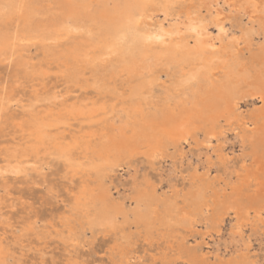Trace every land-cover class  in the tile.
<instances>
[{
  "label": "rangeland",
  "instance_id": "obj_1",
  "mask_svg": "<svg viewBox=\"0 0 264 264\" xmlns=\"http://www.w3.org/2000/svg\"><path fill=\"white\" fill-rule=\"evenodd\" d=\"M5 1L0 0V3H5ZM179 1L182 0H178V3L170 9L165 8L163 2H153L151 16L147 18L146 22L148 25L143 22V19L142 27L147 29L148 26H151L152 28H156L155 30H159L163 26L166 29L174 30L181 26L182 35L174 33L173 37L175 39L172 41V44H180L181 46L184 42L188 41L190 49L193 48L196 51L198 48L196 40L198 36L187 28L186 24L189 23V20L186 17V9L181 7L183 3ZM189 1H187V4L191 9L195 7L200 16L205 19L207 18L208 29L206 28L205 39L208 36L207 39L213 38L215 41H218L217 52H220L224 48V45L219 42L221 38L225 42L238 38L242 42H239L237 54L240 56L242 54L240 57L242 61L245 59V61L250 62L252 52L258 51L260 47L264 46V16L261 15L258 17L260 19H255L254 21L250 20L251 8L247 12L241 3L240 8L236 7L237 10L234 5H231L230 1L218 0L219 2H216V5H214L219 7L217 9L214 7L213 9H209L207 5L202 3V0ZM236 4L239 3L237 2ZM218 9L222 11V16L226 20L224 21L226 31L221 32L222 34L214 21V16L217 15ZM41 16L46 20L49 18L45 14ZM22 25L18 20L14 19L6 30H1L2 33L0 32V35L5 36H0V115L2 116L0 117V264H4L5 261H7V264H83L84 262V264H190L185 255L186 253L184 251L180 252L178 249L179 241H184L187 248L197 252L199 263L194 264H201L202 261L200 259H203V264H232V262H234L233 264H249L251 261L255 264H264V223H254L252 221L253 224L250 222L244 233V240L239 241V237L236 235L233 237L232 234L236 219L233 218L232 221L226 216V220L215 223L209 219L213 217L212 211L209 212L208 220L203 214L200 215L197 212L196 201H193V205L187 203L188 207L185 206V203L188 202L186 200L188 198L192 199L191 197L198 193V190H196L200 183L198 180L205 177L206 172H208V180L213 182V185L211 189L205 192L212 195L214 199H216L217 195H224V197H221L226 198V201L233 199V188L231 187L235 184L238 175L237 171L242 169V164L245 165L243 167V174L244 172L245 174L247 172H256L257 174L264 175L263 153L259 151L256 154L253 147V141L257 138L256 135L260 136L261 133L259 127L264 125L263 99L253 97L250 93H254V91H251L247 93V97L243 96L239 100L238 113L240 112L239 115L243 116L242 119L247 120L249 118L248 120H251L255 116L262 117L255 131H251L250 129L245 130L242 126L239 128L240 137L238 136V139L234 132L229 129V122L222 118L220 125L218 128L216 127L217 135L213 138L215 151L207 150L204 147L203 142L207 139V132L205 130H198L197 135L192 134L190 136L189 142H184L177 146L173 144L163 146L158 145V143L154 145L150 143L148 147L144 145L140 146L134 155L124 158L121 165L115 168V171L110 172L106 178V184L110 187L112 199L118 204H124L130 214L141 211L146 212L148 206L137 198L139 194L148 196V194H151L155 190L158 198L155 204L158 205L152 208L156 211L154 217L166 218L167 214L162 210V206L171 200L172 206L175 203V207H180V209L183 208L184 210L190 209L196 213V215H193V213H190V210L188 211L189 217L195 216L193 224H190L189 219L183 218V216L188 217V214L179 215L176 219L177 222L174 223L177 226L175 231L170 232L169 230L165 236L156 231L157 234L154 233L152 237L146 236L145 223L142 222V226H138L134 222L126 225L122 215L119 216V222L125 224H122L125 226V230H121V232H114L110 229L103 231V228L100 227L91 229L88 225L83 227L82 220L85 219L81 220L83 212L82 207L78 206L79 202L77 200L81 199L83 186L86 184L85 178L87 177H84L81 173L74 176L71 168L68 167L69 162L61 158L58 159L54 155L44 154V148H48V144H52L51 138L54 135L53 132L56 133L57 131V136L64 131V137L72 141L74 139L73 136H76V134H78L76 137H80L81 134L84 135L85 128H88L84 121L89 122L90 116H94L95 113L105 112L101 105H99L100 103H98L104 99L103 95L98 94L95 89L101 85V82L99 83L100 85L95 84L87 75H85L86 78L84 80L79 78L78 83L71 80L67 82L69 80L65 77L66 75L62 72L63 69L59 68L55 59L53 61L44 59L46 54L43 52L44 50L40 41L30 46L31 48L29 47L21 55L19 63L21 62L22 65L16 64L18 60L12 61L13 64L5 61L4 46L1 41L3 38L10 39L11 37L12 39L14 33L16 35L18 33L21 34L17 30L21 31ZM155 46H157L155 49L150 48V46L146 47V49L143 47L139 57L134 62L135 73H132V75L127 74L126 77H123V80L124 83H131L132 81L140 80L139 77L142 74V78L154 84L152 87L154 95L160 98V96L165 95L166 87L172 84L177 77L179 67L174 61L171 65L170 63L168 66L167 64L165 65L167 66L165 67L168 70L167 72L163 70V65L155 69V66L163 58L161 53L164 52L167 44L160 41ZM206 48L208 50V46ZM106 56L107 54H104V56H100L97 60L90 56L91 64L88 63V67L91 66L93 70L101 68L112 70L120 67L118 59L113 58L111 64H109L107 62L111 59ZM156 56L158 57L156 58ZM203 62V59H199V63L203 64ZM32 65L33 67L34 65L36 66L33 75L30 71L33 69ZM137 65H140L142 68L138 69ZM144 65L145 68H143ZM86 67L82 68L81 72ZM41 69L42 73H39V75L35 73ZM243 89L247 90V86ZM112 98L115 97L112 96L106 99ZM127 99L129 100V97ZM118 102L111 103L112 114L114 115L111 118V123L115 124L117 131H119L120 126L125 125L127 120L126 109L122 105L124 102L122 100H118ZM90 105L92 106L90 107ZM29 106H31V109ZM72 109L76 110L75 114H77V111L80 114L84 111L88 112L83 113L84 116L82 118L84 117V119L71 120L70 124L63 125L64 114L67 111H72ZM86 113L91 114L87 116ZM54 115H59L60 117L57 118L55 123L52 122V119L50 120V117L52 118ZM29 117L30 119H32L31 117L33 119L38 117L39 120L37 119L36 123L30 125V121H27L30 120ZM45 118L47 121H45ZM79 126H82L81 129ZM66 128L69 129L67 130ZM50 130L53 132L51 133ZM257 130L260 131L259 134H256ZM38 133L41 134L38 135ZM61 135L58 137L62 138ZM40 137L42 139L44 137V139L41 140ZM30 144L33 145L31 146ZM26 145L29 146L27 147ZM29 147L38 148L36 152L39 155L32 152L28 157L21 156L23 151ZM150 147L152 149H162L153 162H151L146 152L151 149ZM77 152H79L78 154L76 153L77 157H79L82 150ZM43 155H46V158ZM259 159L262 161V165L258 168L257 161ZM225 164L228 166L226 165V167ZM67 167L70 170L66 169ZM195 169H197L198 178H193ZM104 173H108L107 170ZM78 179L83 183H80ZM255 183L256 180L253 181V184ZM253 184H251L250 190H246V192L253 193L256 187ZM245 202H250V198H247ZM94 204L98 205V202ZM181 218L182 220H180ZM218 229L221 230L220 233L217 232ZM209 230L211 231V236L203 239L204 234ZM244 253L246 256H244Z\"/></svg>",
  "mask_w": 264,
  "mask_h": 264
},
{
  "label": "bare ground",
  "instance_id": "obj_2",
  "mask_svg": "<svg viewBox=\"0 0 264 264\" xmlns=\"http://www.w3.org/2000/svg\"><path fill=\"white\" fill-rule=\"evenodd\" d=\"M155 1L156 3L163 2L164 7L167 9L174 7L176 3H178V0H6L5 3H0L1 33V30H6L14 19L23 24L22 30H17V32H21V34L18 33V35H16L14 33L12 39L11 37L10 39L3 38L1 41L4 46L3 51L5 61L12 63V61L18 60V63L16 64L20 65L21 62L19 63V61L21 59L19 58L21 55H23L30 46L40 41L42 43V49L44 50L43 52L46 54L45 57L43 56L44 59L48 61H53V59H55V62L58 63L57 65H59V68L63 69V74L66 75L65 77L69 80L67 82H70L71 80L78 83L79 78H81V80L86 78L85 75L93 80L95 84L100 85L99 83L101 82V85L95 89L98 94L103 95L104 99L100 100L98 103H100L99 105H101L105 112L102 111L99 113L97 111L98 113H95L94 116H90L91 119L89 118V122L84 121L88 127L87 129L85 128V133L82 131L84 135L81 134L80 137H76L78 134L75 133L76 136H73L74 139L72 141L67 140L66 137H64V131V133L62 132L63 134L61 133L62 135L59 134L62 136L61 138L58 137L59 135L56 136V130H54L56 133L50 130L51 133H54L51 138L52 144L50 143L51 146L48 144V148L46 147L47 149L44 148V154L46 153L50 156L54 155V157L56 156L58 159L61 158L69 162L68 167L71 168L74 176L81 173L84 177H89V179L85 178L86 184L84 186L82 185L83 190L78 188L79 190H82V196L80 195L81 199L77 201L79 202L78 206L82 207L83 217L81 220L85 219L82 220L83 227L88 225L91 229L100 227L103 228V231L110 229L114 232H121V230H125V224L128 225V223L134 222V224L138 226H142L143 223H145L147 237H152L154 233L157 234L156 231H159V233L164 236L169 230L170 232L175 231L177 226L174 223L177 222V216L188 214L190 209H180V207H175V203L174 206H172L170 200V202H166L162 206V210L167 214L166 218L162 219L154 217L156 211L152 208L158 205L155 204V202L158 201V198L156 196V191L154 190L151 194H148V196L139 194L137 198L140 202L145 203L146 206L149 207L146 208V212L141 211L130 214L128 210H126L124 204H118L112 199L110 187L106 184V178L109 173L115 171V168L121 165L124 158L134 155V153L139 150L138 148L140 146L142 147L144 145L148 147L150 143L152 145L158 143V145L163 146L169 144L177 146L178 144L189 142L190 136L192 134L197 135L198 130H205L207 132V139L203 142L204 147L207 150L215 151L216 149L213 145V138L217 135L216 127L218 128L222 118L229 122V129L234 132L236 137L240 135L239 128L242 126L245 130L250 129L251 131H255L260 119H262L260 116H255L251 120H248L249 118L247 120L242 119L243 116H241V114L239 115L240 112L238 113V104L239 100L243 98V96L247 97V93L251 91H254V93H250L253 97L264 100V46L260 47L258 51L256 50L252 52V56L250 57L251 61L248 60L250 62L245 61L244 58L242 61L240 58L242 54L241 56L237 54V49H239L238 46L240 45L239 42H242L239 41L238 38H233L228 42H225V40L221 38L219 42L224 45V48L220 52H217L216 47L218 41H215L213 38L207 39L208 36L205 39L208 23V20H206L207 18L205 19L200 16L195 7L194 9H191L187 4L188 0H182L179 2L183 3L181 7L186 9V17L189 20V23L186 24L187 28L191 30L193 34L198 36L196 39L198 48L196 51H194L193 48L190 49L188 41L184 42L181 46L180 44H172V41L175 39L173 37L174 33L182 35L181 26L174 30L166 29L163 26H161L159 30H155L156 28H152L151 26H148L147 29L142 27V20L144 19L143 22L146 23L147 18L151 16L153 2ZM226 1H230L231 5H234L235 8L241 6L242 3L247 12L249 11V8H251L250 20L252 21L260 19L258 17L261 15L264 16V0ZM216 2L219 1L202 0V3L207 5L209 9H213V7L217 9L219 6H215ZM237 2L239 4H236ZM218 10V13L217 11L215 12V15L216 13L217 15L214 16V21L221 33V28L225 30L224 21L226 20L225 17L222 16V11L220 9ZM42 14L48 15L49 18L47 20L43 19L41 16ZM129 21H133V23L130 24ZM146 24L148 25V23ZM15 26L17 27V25ZM150 34L162 35L164 38L161 42L167 44L166 48L163 47L164 52L161 53L163 58L159 64L156 63L157 65L155 66V69L163 65V70L167 72L168 70L165 67H167L169 63L171 65L174 61L179 67L178 75L176 74L177 79L175 78L172 84L166 87L167 90L165 91V95L160 96V98L154 95V90H152L154 84L150 83L147 79L142 78V74L141 77H139L140 80L132 81L131 83H124L123 80V77H126L127 74L132 75V73H135L134 62L139 57L140 51L143 47L146 49V47L150 46V48L155 49L157 47L155 44L160 42L155 40L147 42L143 39V36ZM213 37L215 38V36ZM207 46L208 50L206 48ZM199 49H201V51H199ZM170 51L172 52L169 53ZM104 54H107L106 57L111 59L107 62L109 64H111L113 58L118 59V64H120V67L117 68L118 70L115 68L112 70L107 68L93 70L91 66L88 67V63L91 64L90 56L97 60V58L104 56ZM157 57L158 56H156V58ZM199 59L204 60L203 64L199 63ZM166 64L167 66H165ZM145 65L143 68H145ZM112 66L114 67L113 64ZM35 67L36 66L34 65L33 69L30 70L32 75L34 74ZM85 67L86 69L81 72V69ZM137 67L138 69L142 68L140 65H137ZM42 72L41 69L37 70L35 73L39 75V73ZM72 76L77 79H74ZM32 80L34 79L32 78ZM245 86H247V90L243 89ZM112 96L115 98L109 100L106 99ZM128 97L130 101L127 99ZM118 100L124 102L122 105L125 106L127 113L125 125L120 126L119 131L116 130L117 127L115 124L111 123V118L114 116L112 114L113 109L111 108V103L115 101L119 103ZM91 106L92 105H90V107ZM29 108L31 109V106H29ZM75 113L76 110L73 109L72 111H67L63 117V125L70 124L71 120L84 119V117L82 118V116H84L82 112L81 114L78 111L77 114ZM86 114L88 116L89 113ZM0 117L2 116L0 115ZM33 117H31L32 119L29 117L30 120H27L28 122L30 121V125L37 122L36 120L38 117H36V119H33ZM58 117L59 115H54L52 118L50 117V120L52 119V122L55 123ZM40 121L42 122L41 119ZM45 121H47V119ZM55 128L58 129L57 127ZM259 128L261 133L259 130L256 131V134L260 133V136L256 135L257 138L253 141V147L256 154L261 151L264 156V125ZM46 133L48 132L46 131ZM40 134L38 133V135ZM43 139L41 138V140ZM46 141L48 140L46 139ZM35 147L26 148L22 155H20L28 157L32 152L39 155L36 152L38 148ZM151 149L146 152L147 155H149L151 162H153L162 149ZM79 150H82V152L80 156L77 157V154L79 153L77 151ZM257 164L259 168L262 165V161L259 159ZM226 165L227 164H225V166ZM244 166V164L241 165L242 169H240V171L242 172L237 171V179L235 180V184H233L234 186L231 187L233 188L232 200L230 199V201H226V198H223L224 195L221 194L220 195L223 197L217 195L216 199H214L212 195L205 192L206 190L211 189L213 185V182L208 180V172H206L205 177L198 180L200 182L199 185L196 183L199 186L196 188L198 193L196 195L194 194L191 197L192 199L188 198L186 200L188 202L185 203V206H187V203L193 205V201H196L195 206L197 212L200 215L203 214L207 220L209 212L212 211L213 217L209 219L215 223L226 220V216L231 220L233 218L236 219L232 234L233 237H235L234 235L238 236L239 241L244 240V233L250 222L264 223V175L257 174L256 172H247L246 174L244 172L243 174ZM68 167L66 169H68ZM105 170H107L108 173H104ZM193 178H198L197 169H195ZM78 180L80 182V179ZM254 180H256L255 184H253ZM251 184L256 187L254 188L253 193H248L246 190H250L249 188L252 186ZM195 196H197L196 199ZM247 198H250V202H245ZM95 202H98V205H95ZM170 205L175 208H172ZM176 205L179 206L178 203H176ZM190 213L196 215L192 210H190ZM120 215L124 217L125 224L119 222ZM188 217L183 216V218L189 219L190 224H193L195 216ZM180 220H182V218ZM217 232L220 233L221 230L218 229ZM252 234L254 233L252 232ZM126 236L128 237V235ZM209 236H211L210 230L204 234L203 239H206ZM178 249L180 252L184 251L186 253L185 255L190 264L199 263V259L197 260V252L187 248L184 241H179ZM13 253L15 252L13 251ZM244 256H246L245 253ZM200 261H202L201 264H203V259H200ZM5 263L7 264V261H5L4 264ZM233 263L234 262H232V264ZM249 264L255 263L251 261Z\"/></svg>",
  "mask_w": 264,
  "mask_h": 264
},
{
  "label": "snow or ice",
  "instance_id": "obj_3",
  "mask_svg": "<svg viewBox=\"0 0 264 264\" xmlns=\"http://www.w3.org/2000/svg\"><path fill=\"white\" fill-rule=\"evenodd\" d=\"M129 23L131 24V23H133V21H129ZM221 31L223 32L224 29L221 28ZM163 38H164V37H163L162 35H160V34H150V35H145V36H143V39H144L145 41H147V42H151V41H153V40H155V41H162Z\"/></svg>",
  "mask_w": 264,
  "mask_h": 264
}]
</instances>
